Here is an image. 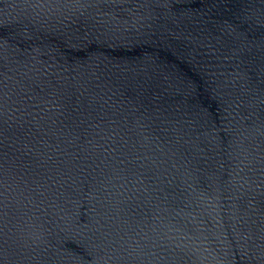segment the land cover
Instances as JSON below:
<instances>
[{"label":"water","instance_id":"1","mask_svg":"<svg viewBox=\"0 0 264 264\" xmlns=\"http://www.w3.org/2000/svg\"><path fill=\"white\" fill-rule=\"evenodd\" d=\"M0 264H264V0H0Z\"/></svg>","mask_w":264,"mask_h":264}]
</instances>
